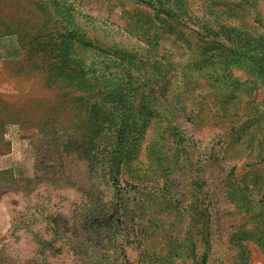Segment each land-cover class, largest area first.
Wrapping results in <instances>:
<instances>
[{
    "label": "rangeland",
    "instance_id": "obj_1",
    "mask_svg": "<svg viewBox=\"0 0 264 264\" xmlns=\"http://www.w3.org/2000/svg\"><path fill=\"white\" fill-rule=\"evenodd\" d=\"M204 254L264 264V0H0V264Z\"/></svg>",
    "mask_w": 264,
    "mask_h": 264
},
{
    "label": "trees",
    "instance_id": "obj_2",
    "mask_svg": "<svg viewBox=\"0 0 264 264\" xmlns=\"http://www.w3.org/2000/svg\"><path fill=\"white\" fill-rule=\"evenodd\" d=\"M81 42V41H80ZM82 43V42H81ZM75 42L70 43V47L68 48L70 50L69 55H65L63 53H59L55 55V62L50 65L52 67V71L57 73H65L66 76L76 78V76H81V78L85 81L86 76L90 74V71L85 67L86 62L84 57H74L76 53L75 49ZM99 52H103L106 54H110L107 50H98ZM78 55L83 56V53H78ZM137 62H134L133 65L135 66V71L138 72V77L141 79V81H146L149 79V76H152V73L147 68V59L143 61L142 57H140V53H136ZM74 57V58H73ZM71 60H75L79 62L77 65L74 63L71 64ZM124 62V60H122ZM132 66V67H134ZM66 67H69L70 70L67 72ZM126 67V65H125ZM82 72L86 73L85 76H82ZM140 84V83H139ZM140 87V86H139ZM138 86L136 87V89ZM206 262V254L203 255L201 260H198L197 264H205Z\"/></svg>",
    "mask_w": 264,
    "mask_h": 264
}]
</instances>
